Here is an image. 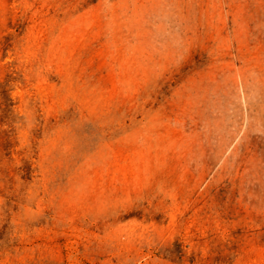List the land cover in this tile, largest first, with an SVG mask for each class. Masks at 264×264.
Instances as JSON below:
<instances>
[{
  "label": "rangeland",
  "instance_id": "rangeland-1",
  "mask_svg": "<svg viewBox=\"0 0 264 264\" xmlns=\"http://www.w3.org/2000/svg\"><path fill=\"white\" fill-rule=\"evenodd\" d=\"M0 264H264V0H0Z\"/></svg>",
  "mask_w": 264,
  "mask_h": 264
}]
</instances>
